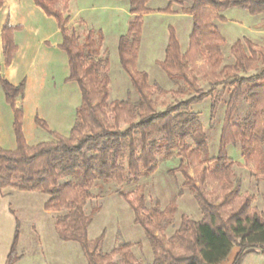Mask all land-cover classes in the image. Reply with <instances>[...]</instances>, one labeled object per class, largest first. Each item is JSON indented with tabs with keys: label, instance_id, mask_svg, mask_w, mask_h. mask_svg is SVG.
<instances>
[{
	"label": "trees",
	"instance_id": "trees-1",
	"mask_svg": "<svg viewBox=\"0 0 264 264\" xmlns=\"http://www.w3.org/2000/svg\"><path fill=\"white\" fill-rule=\"evenodd\" d=\"M4 0H0V8ZM70 0H33L47 16L53 17L61 35L60 49L66 53L68 80L76 82L81 102L74 123L67 136L52 131L46 122L35 117V123L48 132L53 140L33 146L27 144L23 130V111L16 106L22 97L24 83L11 84L0 76L5 101L13 111L15 149L0 147V190L15 189L39 192L47 196L43 207L58 213L54 227L61 240L80 244L88 264H138L130 252L129 243H121L109 253L100 249V238L89 240L87 231L91 217L85 206L91 198V189L99 182H131L152 174L157 163L177 156L176 168L184 178L182 187L194 192L203 214L199 221L181 216L179 228L172 236L163 234L162 221L169 224L175 207L170 204L163 211L156 206L147 208L142 194L120 195L134 213V222L143 229L153 255L152 264H221L232 248L237 252L231 264H241L248 254L264 255V215L250 207L245 198L236 209L225 215L222 208L239 198L233 184V163L226 155L229 143H239L245 163H254L256 175L264 179V69L242 76L241 72L254 69L257 62L264 64V46L250 40H238L230 47L234 64L222 66V45L225 40L214 24L218 12L230 7L246 10L251 15L264 14V0H167L189 7L181 13L192 16L193 28L188 49L181 52L175 34L171 31L159 66L169 80H181L184 87L171 94H191L186 100L157 109L154 91L157 84H149L147 74L135 68L141 33V14L149 0H128L134 15L127 33L119 38L118 55L123 71L139 95L135 103L112 101L108 103V59H100L103 42L100 31L90 30L83 41L70 33L65 12ZM21 27L6 23L1 30L4 65H10L17 46L14 31ZM246 50L249 55H247ZM202 62L198 65V61ZM197 75L211 86L203 91L197 84ZM229 87L220 145L215 159H209L206 134L191 107L211 97L216 86ZM161 91V90H160ZM221 94L214 96L210 113L214 114ZM241 102L247 104L243 116L235 112ZM121 124H125L122 128ZM215 162L212 170L205 163ZM192 169L193 174H189ZM211 184L212 191H205ZM18 224L5 264H14L18 257L15 245ZM119 255L118 262L112 256Z\"/></svg>",
	"mask_w": 264,
	"mask_h": 264
},
{
	"label": "rangeland",
	"instance_id": "rangeland-1",
	"mask_svg": "<svg viewBox=\"0 0 264 264\" xmlns=\"http://www.w3.org/2000/svg\"><path fill=\"white\" fill-rule=\"evenodd\" d=\"M190 5L191 1H186L183 6L176 3L169 6L167 0H149L144 6L146 11L141 14V33L135 68L147 74L149 84L159 86L161 91H154L158 110H164L165 105L186 100L191 96V94L169 93L171 90L184 87V83L178 79L169 80L159 66V62L164 59L171 31L175 34L181 52L188 49L193 19L192 16L181 13V9ZM24 7L23 5L20 9ZM17 14L22 17L25 13L19 11ZM66 14L69 16L67 27L79 44L83 43L90 30L100 31L103 35L99 57L108 59L106 68L109 78L108 103L112 101L135 103L139 95L134 91L128 75L123 71L118 55L119 38L127 33L129 23L134 18L130 13L129 1L70 0ZM218 16L220 18H216L214 24L225 40L222 45L224 57L222 66L229 67L234 64L230 47L238 40L248 39L255 45L264 46V14L251 15L241 8L230 7L219 11ZM38 23L32 18L26 22L31 28H36V25H40ZM53 36L55 37L54 34ZM58 40L60 45V33ZM246 53L249 55L247 50ZM201 62L199 60L198 65ZM260 69H264V64L257 62L253 70L241 72L240 75L249 76L259 72ZM68 74L67 58L59 47L57 69L53 79L48 83L49 86L52 84L50 89L45 87L42 91L40 89L36 91L32 88L24 106V135L28 145L33 146L53 140L48 132L34 123L35 113L44 121V118L48 117L56 124L61 123L62 132L68 134L71 119L75 117L76 109L81 102L80 90L76 82L68 80ZM197 80L201 90L206 92L210 89L207 80L200 75H197ZM35 91L37 94L34 93ZM217 94H221V98L214 114L211 115V103ZM228 96L229 87L224 84L218 85L211 97L191 107L206 134L209 159L217 157ZM35 97H39L40 102L36 103ZM246 109L247 104L241 102L235 113L243 116ZM121 127L124 128L125 124H121ZM226 155L233 163V186L237 187L239 198H235L237 200L233 201L232 205L223 207L221 209L223 214L236 209L245 198H249L250 207L264 215V179L256 175L255 164L245 163L239 143L227 144ZM179 160V157L174 156L159 161L152 174L133 179L131 182L122 184H117L115 181L99 182L92 187V196L85 206L86 215L91 217L87 235L89 240L101 239L100 249L103 254L109 253L121 243H129L130 252L138 264H152L153 261L149 240L140 225L134 222V213L120 192L128 193L132 201L135 192L142 194L147 208L156 206L163 211L172 204L175 210L170 223L165 224V220L162 221L163 234L166 238L172 236L179 228L181 216H187L192 221L201 220L203 214L198 207L194 192L182 187L184 181L182 174L178 171L169 173V170L178 166ZM205 166L212 170L215 162L210 161L205 163ZM193 173L192 169H189V174ZM212 187L207 183L205 191L211 192ZM46 200L47 196L39 192L0 190V264L6 263L17 224L15 252L18 259L14 264H88L79 243L59 238L54 227V218L58 213L44 210L43 205ZM236 251L235 246L222 264H229ZM119 258V255H114L112 261L118 262Z\"/></svg>",
	"mask_w": 264,
	"mask_h": 264
},
{
	"label": "crops",
	"instance_id": "crops-1",
	"mask_svg": "<svg viewBox=\"0 0 264 264\" xmlns=\"http://www.w3.org/2000/svg\"><path fill=\"white\" fill-rule=\"evenodd\" d=\"M23 5L25 7L23 9L21 8V10L20 7H23ZM19 11H23V13L25 14L20 17L17 14ZM30 18L38 21L40 25H36V28H31V26L26 24V22L29 21ZM6 23L11 26L19 25L21 27L19 30L14 31L13 33V40L17 46V50L10 65L8 66L4 65V56L2 52L1 41V30ZM58 33L60 32L56 20L53 17L47 16L39 7H37L33 3V0L3 1V5L0 8V76L8 80L13 85H18L21 82L24 83L23 95L16 100V106L18 108H21L23 111V134H25L24 106L28 101L30 93L32 92L31 89L34 88L33 90L36 89V91L40 89L42 91V89L46 87L49 90V87H51L52 85L51 84L49 86L48 83L53 79V74L57 69V61L59 59ZM53 34L55 35V37L53 36ZM64 54L66 56L65 52ZM37 81L39 83L36 84ZM36 91L34 92L35 94H37ZM38 99L39 97H35L36 103L40 102V100ZM35 117L39 118L37 113L34 114L33 121ZM44 119L48 127L50 129L52 128V131H55L62 136L68 135H65L62 132L63 128H61V123L56 124L48 117ZM74 120L75 117L71 119L69 125L70 129L74 123ZM12 125L13 111L5 101V96L0 85V147L6 150L15 149V136ZM234 257L235 255L233 256L229 264L232 263ZM241 264H264V255L248 254L243 258Z\"/></svg>",
	"mask_w": 264,
	"mask_h": 264
}]
</instances>
